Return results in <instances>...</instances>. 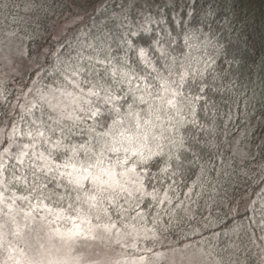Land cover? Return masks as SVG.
I'll return each instance as SVG.
<instances>
[{"label": "snow or ice", "instance_id": "snow-or-ice-1", "mask_svg": "<svg viewBox=\"0 0 264 264\" xmlns=\"http://www.w3.org/2000/svg\"><path fill=\"white\" fill-rule=\"evenodd\" d=\"M256 2L0 0V264H264Z\"/></svg>", "mask_w": 264, "mask_h": 264}, {"label": "trees", "instance_id": "trees-1", "mask_svg": "<svg viewBox=\"0 0 264 264\" xmlns=\"http://www.w3.org/2000/svg\"><path fill=\"white\" fill-rule=\"evenodd\" d=\"M241 15H247L250 21H254L255 25L259 27L261 17L264 16V4L257 0L251 7L245 6Z\"/></svg>", "mask_w": 264, "mask_h": 264}]
</instances>
